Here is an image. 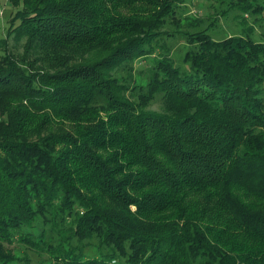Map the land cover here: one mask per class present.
Masks as SVG:
<instances>
[{
  "label": "trees",
  "instance_id": "1",
  "mask_svg": "<svg viewBox=\"0 0 264 264\" xmlns=\"http://www.w3.org/2000/svg\"><path fill=\"white\" fill-rule=\"evenodd\" d=\"M183 2L9 0L0 264H264V0Z\"/></svg>",
  "mask_w": 264,
  "mask_h": 264
},
{
  "label": "rangeland",
  "instance_id": "2",
  "mask_svg": "<svg viewBox=\"0 0 264 264\" xmlns=\"http://www.w3.org/2000/svg\"><path fill=\"white\" fill-rule=\"evenodd\" d=\"M223 1L225 0H184L180 9L194 18L202 20V25L205 26L218 18V22H215L214 28L210 33L216 41H220L226 37L239 35L241 33V27L238 23L239 20L235 19L236 13H231L227 17H221L219 12L225 7ZM10 6L9 0H0V38L5 36L6 22L13 13V8ZM259 17H261L262 20L255 25V36L258 40L264 41V15ZM248 20L251 24L254 22V17L248 16ZM169 44L171 47V56L174 59L176 66L181 67L182 69L186 68L187 66L183 64V57L190 49L189 45L186 44L183 39L181 40L179 38L171 39ZM10 47L15 51H22V44L17 43L14 40H10ZM147 64V61L136 62L134 66L137 70L143 69L146 71ZM161 102L162 101L159 98L152 103L150 108L159 111L161 109ZM13 245L17 250L24 253L25 249H21L17 244ZM28 255L31 259V264H39V259L35 253L29 250Z\"/></svg>",
  "mask_w": 264,
  "mask_h": 264
}]
</instances>
